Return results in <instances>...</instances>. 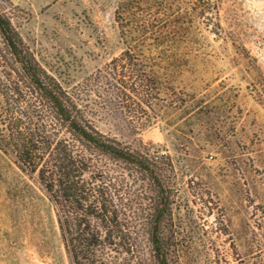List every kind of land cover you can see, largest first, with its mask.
<instances>
[{
  "label": "rangeland",
  "instance_id": "obj_1",
  "mask_svg": "<svg viewBox=\"0 0 264 264\" xmlns=\"http://www.w3.org/2000/svg\"><path fill=\"white\" fill-rule=\"evenodd\" d=\"M8 1L26 42L70 91L124 48L120 0ZM219 14L218 32L197 16L180 44L185 64L173 83L182 108L137 132L117 114L92 118L172 160L180 264H264V0H220ZM0 264H72L37 174L1 149Z\"/></svg>",
  "mask_w": 264,
  "mask_h": 264
},
{
  "label": "trees",
  "instance_id": "obj_2",
  "mask_svg": "<svg viewBox=\"0 0 264 264\" xmlns=\"http://www.w3.org/2000/svg\"><path fill=\"white\" fill-rule=\"evenodd\" d=\"M120 0L123 50L74 91L38 59L0 0V149L37 174L53 201L72 264H180L177 175L151 154L104 132L92 115L117 114L132 131L164 119L186 98L173 83L180 44L220 0Z\"/></svg>",
  "mask_w": 264,
  "mask_h": 264
}]
</instances>
